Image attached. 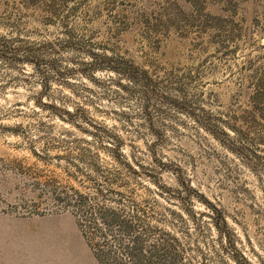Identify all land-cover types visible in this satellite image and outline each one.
<instances>
[{"label":"rangeland","instance_id":"obj_1","mask_svg":"<svg viewBox=\"0 0 264 264\" xmlns=\"http://www.w3.org/2000/svg\"><path fill=\"white\" fill-rule=\"evenodd\" d=\"M243 257L264 264V0H0V264Z\"/></svg>","mask_w":264,"mask_h":264},{"label":"trees","instance_id":"obj_2","mask_svg":"<svg viewBox=\"0 0 264 264\" xmlns=\"http://www.w3.org/2000/svg\"><path fill=\"white\" fill-rule=\"evenodd\" d=\"M106 61L109 62V67L115 69L116 66L111 62L112 58L110 57H106L105 58ZM67 113L69 115H72L71 111H67ZM191 190V188L188 186V190ZM206 201V205L208 207V211L203 212V214L208 215L209 217H211V219L213 220L214 224L218 227V229L220 230V233L222 236H224L225 238H229V240L231 241L232 239V232L231 229L229 227V224L227 222V220L225 219V216L222 214V212L215 206L212 204V202H210L209 200H205ZM238 252V250H235V254ZM240 261V260H238ZM240 264H250L248 262V260L243 257L242 261H240Z\"/></svg>","mask_w":264,"mask_h":264}]
</instances>
